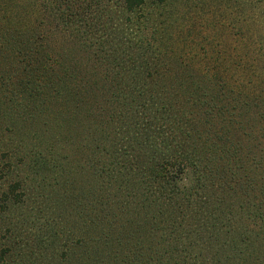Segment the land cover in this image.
Masks as SVG:
<instances>
[{
    "label": "trees",
    "instance_id": "16d2710c",
    "mask_svg": "<svg viewBox=\"0 0 264 264\" xmlns=\"http://www.w3.org/2000/svg\"><path fill=\"white\" fill-rule=\"evenodd\" d=\"M146 4L0 0L6 201H54L65 264H264V45L206 72Z\"/></svg>",
    "mask_w": 264,
    "mask_h": 264
},
{
    "label": "rangeland",
    "instance_id": "374dc122",
    "mask_svg": "<svg viewBox=\"0 0 264 264\" xmlns=\"http://www.w3.org/2000/svg\"><path fill=\"white\" fill-rule=\"evenodd\" d=\"M145 12L170 25L180 56L206 72L240 74L228 67L253 64L264 45V0H147ZM13 178L0 175V264H65L69 226L60 209L45 192L25 193L21 205L6 201Z\"/></svg>",
    "mask_w": 264,
    "mask_h": 264
}]
</instances>
